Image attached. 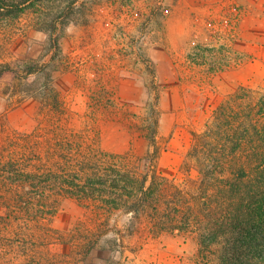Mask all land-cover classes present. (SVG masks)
Instances as JSON below:
<instances>
[{
  "label": "rangeland",
  "instance_id": "374dc122",
  "mask_svg": "<svg viewBox=\"0 0 264 264\" xmlns=\"http://www.w3.org/2000/svg\"><path fill=\"white\" fill-rule=\"evenodd\" d=\"M216 2L201 15L197 0H28L14 16L0 14V65L19 73L0 79V143L45 126L41 105L57 99L76 127L86 119L99 132L102 150L143 167L154 145V169L192 186L196 172L182 169L192 132L239 86L264 93V20L255 7L241 17V3ZM127 218L114 217L111 228L125 229ZM85 220L66 199L50 227L67 232ZM114 232L86 264H216L194 233L138 232L118 244ZM19 234L27 235L0 228V264L37 261L39 247Z\"/></svg>",
  "mask_w": 264,
  "mask_h": 264
},
{
  "label": "trees",
  "instance_id": "16d2710c",
  "mask_svg": "<svg viewBox=\"0 0 264 264\" xmlns=\"http://www.w3.org/2000/svg\"><path fill=\"white\" fill-rule=\"evenodd\" d=\"M26 1L0 0V14L14 16ZM8 75L19 77L1 64L0 79ZM41 107L45 126L0 143V228L27 233L19 235L39 247L35 264H86L112 231L118 244L138 232L194 233L216 264H264V93L239 86L192 132L182 163L196 172L192 186L154 169L156 146L143 167L134 166L129 154L102 150L99 132L86 119L76 127L59 100ZM66 199L78 202L87 220L59 232L50 222ZM118 216H128L125 229L111 228Z\"/></svg>",
  "mask_w": 264,
  "mask_h": 264
},
{
  "label": "crops",
  "instance_id": "0c3cea01",
  "mask_svg": "<svg viewBox=\"0 0 264 264\" xmlns=\"http://www.w3.org/2000/svg\"><path fill=\"white\" fill-rule=\"evenodd\" d=\"M197 1H201L202 3H200L199 5L196 6V9L199 10L201 12V15H203L202 13L204 12H207V6L209 7L210 6V2H216V3H219L218 1L220 0H197ZM241 3L242 4V9L243 11H241V17H244L243 16V13L245 10H247V14H249V11L247 8L249 7H255L257 8V12L255 13L257 19L256 20H264V0H252V2L250 3L249 0H235V3ZM213 4V3H212ZM238 5V4H237ZM246 8V9H245ZM261 8H262V12H261ZM243 12V13H242ZM200 15V16H201ZM198 17V16H197ZM196 17V18H197ZM255 17V16H254ZM186 17H181V20L185 19ZM249 18V16L247 15L246 19ZM199 20L203 19V17H199L197 18Z\"/></svg>",
  "mask_w": 264,
  "mask_h": 264
}]
</instances>
